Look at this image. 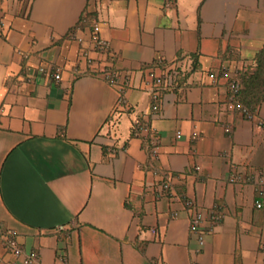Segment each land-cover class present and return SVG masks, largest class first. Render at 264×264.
I'll return each instance as SVG.
<instances>
[{
    "label": "crops",
    "instance_id": "0c3cea01",
    "mask_svg": "<svg viewBox=\"0 0 264 264\" xmlns=\"http://www.w3.org/2000/svg\"><path fill=\"white\" fill-rule=\"evenodd\" d=\"M263 47L264 0H0V226L34 264H264V102L230 109ZM151 73L172 80L157 102ZM0 264H25L2 237Z\"/></svg>",
    "mask_w": 264,
    "mask_h": 264
},
{
    "label": "built area",
    "instance_id": "2783aa9c",
    "mask_svg": "<svg viewBox=\"0 0 264 264\" xmlns=\"http://www.w3.org/2000/svg\"><path fill=\"white\" fill-rule=\"evenodd\" d=\"M71 39L77 41L81 45L86 44V40L79 36L77 32H74L70 36ZM90 44L91 47H87L84 50V56L86 57L88 64H93V59L91 57V50L98 49L101 52H110V45L109 43L101 37V24L95 22L92 27V32L90 35ZM41 73L44 74H51L53 78L57 81L62 79L61 71L56 69L54 72L46 67H41ZM104 79L113 87H117L120 90L121 98L120 103H123L125 100L126 89L132 86V82L130 78L126 77L124 82L122 81V77L118 72L113 70H105L103 72ZM145 85L149 88L151 96L154 102H157L161 96L163 90L172 86L171 78H165L163 76H159L156 74L151 73L148 79L145 81ZM240 90V84L238 81H233L231 84V95H230V109L242 112L248 116V118L252 119L254 116L251 114L250 110L244 107L238 100V93ZM154 110L158 109V106L155 104L153 106ZM262 127L264 128V122L261 123ZM180 137V133L177 135ZM146 150L149 153L150 157L154 162L158 160L159 156V145L158 140L155 137H150L147 140ZM153 173L155 176L159 177L162 181V190L164 192H169L171 189L170 186V179L171 174L167 171H162L158 168H154ZM185 205L187 207H192L193 202L190 200H185ZM261 207V205H258ZM205 221V216L202 212L196 211L191 218L190 229L192 232H196L199 234V244L203 246L205 244V232L203 230V223ZM211 226L206 232H211L214 229V226L220 222V217L217 214H213L211 216ZM3 238L5 241V245L7 250L16 258L24 257L25 264H34L38 261L39 257L36 252L25 253L23 246L18 242L17 233L14 230H9L0 226V238Z\"/></svg>",
    "mask_w": 264,
    "mask_h": 264
},
{
    "label": "trees",
    "instance_id": "16d2710c",
    "mask_svg": "<svg viewBox=\"0 0 264 264\" xmlns=\"http://www.w3.org/2000/svg\"><path fill=\"white\" fill-rule=\"evenodd\" d=\"M238 82L239 102L254 113L264 102V47L257 54L254 65L239 75Z\"/></svg>",
    "mask_w": 264,
    "mask_h": 264
}]
</instances>
